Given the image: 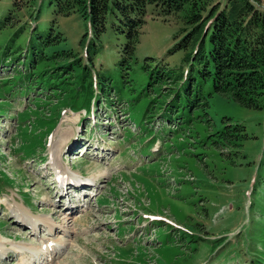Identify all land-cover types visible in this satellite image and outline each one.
I'll return each instance as SVG.
<instances>
[{
	"label": "rangeland",
	"instance_id": "374dc122",
	"mask_svg": "<svg viewBox=\"0 0 264 264\" xmlns=\"http://www.w3.org/2000/svg\"><path fill=\"white\" fill-rule=\"evenodd\" d=\"M181 28L180 17L163 19L147 6L137 45L122 62L124 37L109 20L87 43L88 23L77 12L54 16L47 0H0V188L14 185L34 214L75 232L76 246L64 245L51 264H264V113L214 93L195 64L196 86L186 91L180 77L189 48L175 47ZM96 98L113 106L100 101L94 125L67 110H87ZM58 111L68 126L57 123L49 152L93 175L85 181L97 178L86 190L98 195L95 204L86 197L84 212L65 211L72 198L57 205L48 149L41 155ZM14 191L0 195V233L35 245L44 233L15 226L23 220L6 210ZM145 213L157 221L139 218ZM6 243L13 244L4 239L0 249ZM16 258L0 264H19Z\"/></svg>",
	"mask_w": 264,
	"mask_h": 264
},
{
	"label": "trees",
	"instance_id": "16d2710c",
	"mask_svg": "<svg viewBox=\"0 0 264 264\" xmlns=\"http://www.w3.org/2000/svg\"><path fill=\"white\" fill-rule=\"evenodd\" d=\"M259 3L260 0H47L54 16L77 12L87 20V43L99 37L109 20L111 28L124 37L122 62L130 58L137 45L147 6L153 15L163 19L180 17L186 28H181L175 47L189 48L190 63L183 80L189 82L186 91L192 83L196 86L197 80L190 73L195 64L198 78L203 82L209 79L214 93L264 113V7ZM53 36L57 41L60 33ZM241 128L231 126L236 132H242ZM239 136L244 138V134Z\"/></svg>",
	"mask_w": 264,
	"mask_h": 264
},
{
	"label": "bare ground",
	"instance_id": "6f19581e",
	"mask_svg": "<svg viewBox=\"0 0 264 264\" xmlns=\"http://www.w3.org/2000/svg\"><path fill=\"white\" fill-rule=\"evenodd\" d=\"M65 137L63 139L64 142L66 141ZM58 145H60V144H58ZM51 166H52V170L53 171L58 172L59 174L65 176L66 179L64 180V182L65 181L69 182V180L75 182V181H77L79 179V178L71 176L69 171L64 169V167H62V165L57 161L56 157L52 158ZM78 177H80V175H78ZM83 181H85V180L83 179ZM85 182L89 183V184H93L94 180L90 179V180L85 181ZM7 207L10 210V214L17 221H20V220L22 221L23 220L24 225L30 227L32 233H35L34 230H36L35 227L37 228V226H43V227L45 226L47 228V230H46V235L47 236H53L57 231L60 232L59 228L56 227L57 225H56L54 219H51V218L48 219L46 217L33 215L29 210H25L22 207H20V205L17 204L15 201H14V205L13 206L7 205ZM65 211H71L72 212V207L70 206L69 208H65ZM61 232L64 233V235L67 234V237H68V233H69L68 231L62 230ZM66 240L69 241L68 239H64V240H61V241L60 240H55L54 241V240L49 239L43 245L40 243V247L47 253V255L49 257H51V255H53V257H55V254H57V251H56L57 246H59L63 241H66ZM20 243H23V244L19 245V243H13L11 245V248H9V249H11L12 251H14L16 253H22V252H25V250L28 249L27 251H29V253L31 255V250L30 249H33V248L35 249V247H32V245L28 246L24 242H20ZM7 251H8V249H6V248L3 249L2 248V249H0V254L4 255Z\"/></svg>",
	"mask_w": 264,
	"mask_h": 264
}]
</instances>
